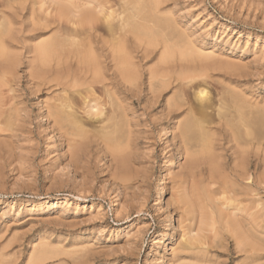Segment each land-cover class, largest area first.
Instances as JSON below:
<instances>
[{
    "label": "rangeland",
    "instance_id": "374dc122",
    "mask_svg": "<svg viewBox=\"0 0 264 264\" xmlns=\"http://www.w3.org/2000/svg\"><path fill=\"white\" fill-rule=\"evenodd\" d=\"M6 1H9L7 8L11 3L13 7L7 10ZM6 1L0 0V6L5 5L3 10L6 11L7 20L8 18L10 20L14 18L13 21L19 20L17 17L19 11H14L19 7V2ZM111 1L112 4L118 5V0ZM169 2L162 8L166 10L165 12L162 10L165 16L161 13L159 15L166 19V16L173 13V16L169 15V19L173 18V20L169 21H172L174 26L168 22L169 26L173 27V32H170L172 29L170 27L168 30L166 27L163 32L161 28L153 30L159 32L161 29L164 34L168 31L167 35H173L172 38L175 34H185L184 37H188L186 41H191L205 55H201L200 61L197 60L198 69L192 72L196 75L193 78L196 79L192 82L188 81L183 90H174L171 87L159 100L157 99L158 101L155 99L154 103L147 96V89L144 88L146 93L142 95L140 104L131 105L129 102L130 107L123 105L128 113H123L118 108V113L127 114L129 117L125 120L124 118L127 117L123 115L122 118L119 114L124 119V125L129 122L130 125L126 127L132 128L124 130L127 131V135L128 131L129 134H133V136L129 135L131 138L128 136L131 140L129 158L133 165L129 184L114 180L111 167L114 162L112 163L110 154L95 141L89 144L83 160L79 164L76 163L79 172L74 171L70 151L65 147H57L51 139L54 135L53 131L42 119L40 102L45 101L47 96L38 97L29 93L24 63L31 55H27L24 45L32 32H26L24 25L12 26L16 27V31L13 32L11 29L14 28L9 26L11 33L15 34L12 33L13 38L16 37L15 40L18 38V41L10 39L11 34L6 36V42L11 49L14 45L12 50L18 48L14 52L19 49L20 53L23 52L22 66L18 69L20 78H17L16 82V95H27L21 96L22 101L18 99L20 101L18 102H22L21 107L27 109L28 112H24L23 115L26 118L31 116L29 117L31 123L29 118L28 123L25 118L22 119V124H18L22 127L18 125L17 128L15 127L16 133V129L11 132L8 130L6 133L0 132V249L8 245L7 250L3 251L4 256L0 259L3 263L0 264H145L144 262L146 264L169 262L171 264H264V185L259 184V179L260 182L261 177L264 179L263 149H259L258 152L251 150L244 158L251 180L247 175H243L244 179L243 176H234L231 174L234 157L232 156L234 149L231 148H234V140L230 136V130L219 123V119H226V115L229 116L230 110V114L233 115L232 104L238 107L240 103L239 107L251 118L254 136L258 140L264 139V0H170ZM38 7L36 6L37 10ZM46 9H48L47 5L40 13L42 14ZM166 12L170 13L166 14ZM10 20L7 22L11 23ZM163 20L160 26L165 24L162 23ZM67 23V21L62 22L64 31L67 26L69 27L67 30L72 28V23L69 25ZM174 28L179 32H174ZM155 56L142 63L137 59L143 78H147V67H154L157 64V59L151 61ZM187 64L190 67L194 65L191 62L190 65L189 62L185 63ZM70 65V67L66 65L69 67L67 71H72V63ZM63 72L66 73L65 69ZM198 83L208 89L210 104L214 105H211L208 113H212H209L212 118L216 117L213 127L216 131L219 129L218 135L215 134L213 151L216 152H213V155L220 156V165L225 168L221 176L214 177L207 154L201 156L202 162L200 161L198 168L194 169L188 158L195 148L192 151L187 149L180 138L175 140L174 135L169 133L171 113L167 112L165 100L173 96L177 98L181 93V97L187 98H183L184 103L187 100L185 104L187 106L182 109L186 114L183 112L180 119L175 120L176 126L180 127L178 123L180 120L182 122L184 115H187L185 110L188 105H198L193 97V89L195 85H199ZM20 88L21 93H19ZM224 95L226 98L223 97ZM232 97L234 100L231 99ZM244 101L250 106L244 105L243 108ZM223 104L226 108L224 114L228 113L223 115L222 112L218 116L216 106L218 108ZM17 105L21 108L18 103ZM231 115L229 120L232 119ZM179 129L177 128V134L180 133ZM127 135L125 134L123 141L128 138ZM219 135L221 138L218 137ZM60 136L61 139L63 137L64 143L67 142L64 135ZM168 146L172 158L180 147L186 162L180 167L168 169L170 174L165 188V201L164 199L161 201L158 199V178L165 166L164 152ZM237 162H241L240 157ZM224 173L226 176L228 174V178L224 179L228 184L222 182ZM122 184L127 185V188L120 187L123 186ZM245 191L252 196L256 195L253 197L255 201L263 203V205L259 203L253 205L256 206V213L258 208H262L258 215L254 214L252 218L248 217L249 211H245L246 204L240 206L238 203L239 200L241 201V196L247 194ZM174 194L179 204L176 200L174 202L176 198ZM201 196L203 198L206 196L207 199L201 201ZM53 200H60L59 204L46 206ZM233 202L235 206L237 205L236 208L230 206ZM238 207L244 210L239 212ZM170 214L173 220L169 226H166L167 216ZM235 216L239 222H242L244 228L242 231L244 235L238 232L240 239H233L236 237V232L233 233L227 226H223ZM205 218L208 228L205 227L208 230L205 227L204 230L202 229L204 225L201 221ZM211 222L216 223L214 229L211 227ZM197 236L207 239V245L191 242L196 246L190 249L191 245L187 244L188 250L185 249L180 253V260L176 258L177 246ZM243 239L245 245L240 244L244 242ZM45 244H48L49 250L57 254L38 263L34 259L46 246Z\"/></svg>",
    "mask_w": 264,
    "mask_h": 264
},
{
    "label": "bare ground",
    "instance_id": "6f19581e",
    "mask_svg": "<svg viewBox=\"0 0 264 264\" xmlns=\"http://www.w3.org/2000/svg\"><path fill=\"white\" fill-rule=\"evenodd\" d=\"M4 1L6 0H3V2ZM14 1L15 0H11V2ZM17 1L19 2V7L15 8L14 11H19V15L17 14L19 20L13 21L14 18H12L11 21L8 18L11 23L7 22V14H5L6 11L3 10V8H5L3 6L5 5L2 3L3 5L0 6V132L6 133V131L8 132V130L11 132L18 126L22 127V125L20 126L18 124H22V119L26 118L23 114L27 111V109L24 108V110L23 107H21L22 102L19 103L20 101L18 100L20 99L22 101L23 97L21 98V96H25L26 94L24 93L25 95L22 94L21 96L19 94V98V96L16 95L17 91L15 89L17 78H20L18 69H20V66H22L21 56L23 52L20 53V49L14 52V50L18 48L12 50L14 45H12L11 49V46H9L6 42V36H10L14 31H16V27L12 26L18 27V25H20L21 27L24 25V27L26 28V32H32L31 36L28 38V40H26V45H24L27 49V55H31V57H27V61L24 63L27 73L26 78L28 80V89L31 95H38V97L47 96L46 98L48 100L45 99V101H39L41 107L40 112H43L41 114L42 119L45 120L48 128H50L54 133V135L51 137L52 141L57 145V147H65V149H68L70 151L72 166L74 167L75 172H79L76 163L79 164V162L83 160L89 144L95 141L98 146H101L104 151L110 154L111 161L112 163L114 162V164L111 166L112 177L114 178V180H119V182L121 181V183L123 184H129V182L131 181L130 178L132 177L131 168L133 166L132 162L130 161V153L128 151L130 150L129 147H131L129 146V143L131 142L129 137L131 138L133 134L130 133L131 136H129V131L127 135V131L124 130L128 128L126 126H128V124L130 125V123L128 122V124L126 123V126L124 125V119H129V117H127V114H120L121 112L126 113L128 111L125 107H123V105H128L130 104L129 102H131V105H135L136 103L140 104L142 95L146 91L143 90L144 88L147 89V96L152 101H154L155 99L156 101H158L162 97L163 93L168 91V89H170L171 87H173L174 90H183L188 81L192 82L196 79L193 78L195 75L193 73L195 72L194 69H198V66L196 65L197 60L199 59L200 61L201 55L205 54L202 50L197 49L198 47L193 45L191 41L187 42L186 39L188 37H184L185 34H175L174 38H172L173 35H167L168 31H164L166 32L165 34L162 33L163 30L166 29V27V30H168V28L170 27L169 24L172 21L169 20H173V18L169 19L171 11L166 12V14L170 13L168 16H166V19L163 18V16L165 15L162 13V10L165 9L162 8L166 7V4H168L170 0H116L118 5L112 4L111 0H104L103 2L99 0H32L30 4H28L30 0ZM7 4H9V1H6V8ZM45 5L48 6V9L44 11L45 13L42 12V15L40 12L42 8L45 7ZM11 6H9V8ZM36 6H39V12H37L38 10ZM9 8H7V10ZM166 9L168 10V8ZM165 11L166 10H164L163 12ZM160 13L163 14V16L159 15ZM171 15L173 16V13ZM161 20L164 21H162L163 24L165 23L164 25L161 23L164 27L160 26ZM63 21H67L68 25L69 23H72V28L70 30H67L69 29V27L67 26L66 31H64V27L61 26ZM150 23L154 25L151 26L149 25ZM172 23L171 25H173ZM9 26L10 28L15 29H11V31H13L12 33ZM159 28L162 29V32L161 29L159 32H155L153 30H157ZM170 28H172L170 29V32H173V27ZM175 28L174 32L177 31L175 30ZM13 34L12 38H8L15 40L14 38L16 37L13 38ZM16 40L18 41V38ZM15 41L14 43L17 44V42ZM153 55L156 56L151 61L157 59V64L154 67H147V78H143V72L140 71V64H138L136 61L137 59H139L140 63L145 62ZM206 57L204 59H206ZM204 59L202 60V62L204 61ZM187 62H189V65L190 62L191 64H194L192 65L193 67L188 66V64L185 65V63ZM3 63L7 64L4 65ZM71 63L72 71H67L66 69H69ZM66 65H68L69 67ZM64 69L66 73L63 72ZM195 86V89H193V97L198 105H188L187 110H185L187 111V115H184L185 118L183 117L184 119L182 120V122L180 120V123H178L180 127L176 126L177 123L175 122V120L178 121V119H180V116L183 115L182 113L184 111H182V109L187 106L185 105L187 103V100L186 103H184V100L187 98L181 97V93L180 96L177 95V98L176 96H173V98L165 100L164 105H166L167 112L170 111L171 113V125L169 133H172L174 135L175 140L177 138H180L182 140V144L184 143L185 147L187 146V149H191L192 151L193 148H195V151L191 152L192 154L190 153L191 155L188 158L190 160L191 166L194 169L198 168L197 166L200 161L202 162L201 158L204 157L203 154H207L211 172L215 177L216 175L222 174L223 170L225 169L222 164L220 165V156L217 157L216 154L213 155V152H216L213 151L216 141L215 134H217V131L219 129L216 131L213 127L216 117L214 119L212 118V115H210L212 113H208L211 105H213L212 103L210 104L207 91L208 89L204 87L205 85H201V83ZM193 87L194 86H192V88ZM21 91L22 89L19 93H21ZM183 93L185 92L183 91ZM223 97H225V95ZM233 97L231 99L234 100ZM44 98L41 99L44 100ZM17 103L22 109L18 107ZM244 105L250 106L246 101L243 102V108H245ZM225 106L227 107L226 104ZM239 106L237 107L232 104L231 108L233 115L230 114L231 110L230 113L226 111L229 116H232L231 120H229L230 117L226 115L227 113L224 114L226 110L224 104L220 105V107L218 106V108L216 106V109L218 111V116L222 112L223 115H226V119H219V123L223 124L225 128H228L230 130V136L234 140L235 144L234 148H231L232 150L234 149L232 155L234 157L231 174H233L234 176L238 175V177L247 175L250 179V171H247L248 166H245L246 161H244V158L250 154L251 150L258 152L259 149L262 148V153H264V139L258 140V138L254 136L253 123L251 121V118L249 114L243 112L242 108H240ZM128 107L130 106L128 105ZM118 108L122 110L121 111L119 109L121 111L120 113H118ZM212 111L213 110L211 109V112ZM25 114L27 115V113ZM119 114L122 116V118H124L123 115L127 118L122 119ZM27 117L31 118V116ZM28 118H26L25 120L27 121ZM30 118L29 122L31 120ZM122 124L124 125V127ZM177 128H180L179 134H177ZM130 129L132 128H130L129 126L128 130ZM16 131L17 129L15 130V133ZM124 132L127 135L126 137L129 136L127 139L125 137V139L128 141H123V137L125 136ZM60 135H64L67 142L64 143V139L62 137V140ZM218 137H220V135ZM218 142L219 141H217V143ZM189 146H191L192 148H188ZM216 149L217 147H215L214 150ZM238 157H240L241 159L240 163L237 162ZM164 159L165 166L158 178V199L161 201L165 198L166 195L165 188L167 186L170 174V171L168 169L180 167L186 162V157L180 147L175 151V157L173 158L170 154V147H166V150L164 152ZM262 159L264 160V158ZM82 171L83 170H81V172ZM225 173L223 175L224 178L222 182L225 181V178H228L229 173L227 174V176L225 175ZM231 174L229 175L230 178ZM245 176H243V179ZM261 178V182L258 178L259 184L264 185V179L263 177ZM220 179L222 180V178ZM226 183L227 181L224 182V184ZM118 186L119 185H117V187ZM125 186L127 188V185H123L120 187L125 188ZM230 186L232 187V185ZM231 187L230 189H232ZM173 196L176 197L175 194ZM255 196H252L251 193H247L245 194V196H241V201H238L240 206L246 204L245 211H249L248 217L250 216V218L254 217V214L258 215L257 213H259V210L262 208H258L257 213L255 212L256 206L253 207V205L259 203V201H255V198H253ZM228 197L229 196H227V199H229ZM176 199L178 198L176 197L174 199V202L177 201ZM203 199H207V197L205 196L203 198L201 196V201ZM59 201H49L46 206H50V204L52 206L57 205L59 204ZM176 203H178V201ZM261 204L263 205L262 202ZM230 206H235L234 202L231 203ZM227 207L229 206L227 205ZM237 210L239 212H242L244 208L238 207ZM211 213L209 216H211ZM167 217L168 218L166 226H169V223L172 222L173 219L171 214ZM233 217H231L233 222L230 220V222L225 223L227 225L223 226H227L228 230L232 231L233 233L240 232L242 235H244L242 233L244 229L242 222H239V220L236 219V216L234 219ZM204 220V222L201 221L204 225L203 226L201 224L203 226V230L204 227L207 226L206 218ZM207 224L209 225L210 223ZM215 224L216 223H213L211 227L213 228ZM202 229H200L201 232ZM212 230L211 232L213 233ZM236 233V237H234L233 239H240V233L237 234L238 236L236 235ZM197 237H195V239ZM202 238L204 239V237H198L196 240L188 239L190 243L186 241L183 242V244H178V248L176 247L177 249H175L176 251H178L175 252V257L179 258L180 260V253L184 252L185 249L188 250L187 248L189 246H187V244L191 245L190 249L195 247L196 244L198 245V243L199 245H205L207 239H204L205 243H203L204 240ZM194 241L196 242V244L192 245V243H195ZM240 242L241 241L239 240V243ZM244 243L245 241L240 244L242 245ZM4 246L3 248L1 247L2 249H0V259L4 256L3 254L5 250H7L8 245L5 248ZM48 248L49 246L47 244L45 247H43L40 254L34 260L40 263L57 254V252H54L51 249L49 250ZM0 263L3 262L1 261ZM144 263L146 264V262ZM168 264H171V262H169Z\"/></svg>",
    "mask_w": 264,
    "mask_h": 264
}]
</instances>
